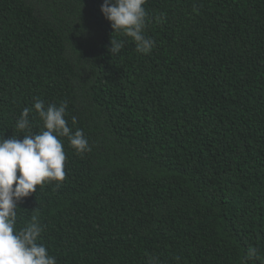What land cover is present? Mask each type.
<instances>
[{"label":"trees","instance_id":"1","mask_svg":"<svg viewBox=\"0 0 264 264\" xmlns=\"http://www.w3.org/2000/svg\"><path fill=\"white\" fill-rule=\"evenodd\" d=\"M103 2L0 0V138L44 130L41 99L90 149L59 137L65 179L16 227L57 264H264V0H146L148 54Z\"/></svg>","mask_w":264,"mask_h":264},{"label":"clouds","instance_id":"2","mask_svg":"<svg viewBox=\"0 0 264 264\" xmlns=\"http://www.w3.org/2000/svg\"><path fill=\"white\" fill-rule=\"evenodd\" d=\"M145 3L146 0H104L101 12L111 22L113 33L121 32L132 38L136 51L148 54L155 47V41L144 34L148 15ZM110 45V54H118L124 41L112 34ZM66 108V103L58 107L35 99L34 109L44 130L29 132L22 140L17 136L0 138V264H57L56 257L49 255L46 246L38 242L43 227L36 216L25 226L16 227L17 202L36 192L37 186L45 182L65 179L66 155L59 137H67L77 154L90 150L83 131L77 129L73 133L68 127L64 118ZM32 110L23 109L15 122L17 129L23 132L30 128ZM255 253L256 249H251L250 254Z\"/></svg>","mask_w":264,"mask_h":264}]
</instances>
